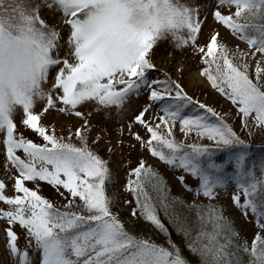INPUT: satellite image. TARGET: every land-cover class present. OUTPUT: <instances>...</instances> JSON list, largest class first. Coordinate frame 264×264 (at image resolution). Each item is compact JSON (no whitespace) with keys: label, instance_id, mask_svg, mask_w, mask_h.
<instances>
[{"label":"snow or ice","instance_id":"obj_1","mask_svg":"<svg viewBox=\"0 0 264 264\" xmlns=\"http://www.w3.org/2000/svg\"><path fill=\"white\" fill-rule=\"evenodd\" d=\"M162 45L174 62L152 78ZM253 135L264 0H0V264H191L161 210L197 264H264V159L242 138ZM125 147L178 170L184 195L143 154L121 156V181Z\"/></svg>","mask_w":264,"mask_h":264},{"label":"rangeland","instance_id":"obj_2","mask_svg":"<svg viewBox=\"0 0 264 264\" xmlns=\"http://www.w3.org/2000/svg\"><path fill=\"white\" fill-rule=\"evenodd\" d=\"M225 38L227 37V34L225 33ZM178 58V57H177ZM153 60L157 64L158 68L152 70V78H158V69L163 68L165 71H170L171 70V64L174 62L173 57H170L168 55V52L165 50V47L162 45L160 48H158L154 53H153ZM184 84L186 86V90L189 91L190 94H192L194 97H198L199 99L206 101L210 104H215L218 108L222 109H227L229 107V104L223 100L222 97H219L215 92H213L208 85H206L203 81H199V79H194V80H189L187 78L184 79ZM207 92L208 95L206 96L204 93ZM45 119H49L48 117H45ZM179 135V134H178ZM242 138L246 139V142H264V135H253L250 137L242 136ZM192 140H197L195 135L193 134ZM197 142H200L197 140ZM207 143V141H203ZM139 154H143L145 156V159L151 163L152 165L158 167L167 177L170 179V182L173 183L174 188L178 192V194H181L182 196L184 195V189L179 185V183L176 181V173L178 170L169 168L165 164L159 162L156 158L151 157L148 155L146 152H142V150H133L129 151L127 147H125L122 151V153H118L113 157V163L117 166V175L119 176V179L122 181L124 179V172L125 168L120 166V159L121 156L124 158L128 159L130 161V164L132 166L135 165L137 161V156ZM44 194L49 196L51 199L55 200L57 203H60L59 197H57L51 188L45 187L43 189ZM221 201L225 204H227L228 201V196H222ZM120 208L128 213V206L123 205V203L120 204ZM229 213L233 217H237V214L235 213L234 210L229 209ZM247 225V222H244ZM3 227V221L0 220V228ZM252 232V227L250 225L247 226L246 231L244 232L245 236H250ZM0 238H2V234H0Z\"/></svg>","mask_w":264,"mask_h":264},{"label":"trees","instance_id":"obj_3","mask_svg":"<svg viewBox=\"0 0 264 264\" xmlns=\"http://www.w3.org/2000/svg\"><path fill=\"white\" fill-rule=\"evenodd\" d=\"M249 147H248V152L250 154V156L257 162H259L261 159H264V142H260V141H255V142H246ZM219 155V153H218ZM162 163V162H161ZM153 167H155L156 169L159 170V172L165 177L164 173L156 166L153 165ZM165 180L167 181L168 187L171 190L172 194H178V192L176 191V189L173 186V183L170 182V179H168L167 177H165ZM127 198V197H126ZM178 211H180L179 208H177ZM121 213L122 215H127V212L123 211L121 209ZM159 215L162 219V221L167 225V227L169 228V231L171 233V237L172 239H174L177 244L180 245L181 251L182 253L185 255V257L191 261V264H197V257L195 255H193L191 252H189L183 245L182 240L183 237L178 235L175 231V229L173 228L172 224L169 223L168 221V217L165 216V213L161 210L159 212ZM141 228L147 233L150 234L153 239L160 241L162 239H164V234L160 233L159 231L155 230L154 228H152L151 226L145 224L143 221L139 222Z\"/></svg>","mask_w":264,"mask_h":264},{"label":"bare ground","instance_id":"obj_4","mask_svg":"<svg viewBox=\"0 0 264 264\" xmlns=\"http://www.w3.org/2000/svg\"><path fill=\"white\" fill-rule=\"evenodd\" d=\"M199 81H202V80H199Z\"/></svg>","mask_w":264,"mask_h":264}]
</instances>
